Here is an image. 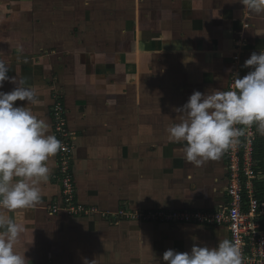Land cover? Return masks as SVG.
I'll return each mask as SVG.
<instances>
[{
  "label": "crops",
  "instance_id": "obj_1",
  "mask_svg": "<svg viewBox=\"0 0 264 264\" xmlns=\"http://www.w3.org/2000/svg\"><path fill=\"white\" fill-rule=\"evenodd\" d=\"M243 8L240 0H0V60L39 101L15 104L54 134L52 104L56 93L64 98L82 203L104 212L226 204L224 151L197 166L167 128L184 118L175 109L194 91L226 90L264 50V14ZM15 87L5 81L0 91ZM46 163L40 202L7 210L23 228L27 264H165L168 249L230 240L222 226L52 215L61 195L56 155ZM259 164L264 196V144Z\"/></svg>",
  "mask_w": 264,
  "mask_h": 264
},
{
  "label": "clouds",
  "instance_id": "obj_2",
  "mask_svg": "<svg viewBox=\"0 0 264 264\" xmlns=\"http://www.w3.org/2000/svg\"><path fill=\"white\" fill-rule=\"evenodd\" d=\"M240 3L243 12L264 14V0ZM244 67L251 70L243 77L237 75L229 90L194 91L175 109L184 118L167 132L171 141L183 142L187 161L199 166L218 159L244 134L236 125H256L264 135V50L253 52ZM9 70L0 60V89L5 81L16 84L10 92L0 91V264H27L26 251L19 244L23 228L7 210L31 208L40 202L39 184L50 175L46 162L62 145L31 108L16 106L18 100L33 106L39 101L33 90L9 77ZM162 259L165 264H243L240 248L227 238L216 247L193 245L190 252L168 249Z\"/></svg>",
  "mask_w": 264,
  "mask_h": 264
},
{
  "label": "built area",
  "instance_id": "obj_3",
  "mask_svg": "<svg viewBox=\"0 0 264 264\" xmlns=\"http://www.w3.org/2000/svg\"><path fill=\"white\" fill-rule=\"evenodd\" d=\"M251 69L239 70L236 76L243 77ZM55 102V100H54ZM53 131L61 142V149L56 154L58 163L57 179L61 183L60 199L49 206L52 215L61 212L87 217L96 209L80 203L77 194L72 162L75 146L74 131L68 122L64 103L53 104ZM243 128L244 134L235 145L224 150L227 168V202L222 207L212 210H133L127 205L112 213L119 220L132 219L141 222L158 221L167 223H196L206 226L226 227L233 241L241 250L243 264H264V196L258 186L262 176L257 159V127L252 125ZM95 213V214H96Z\"/></svg>",
  "mask_w": 264,
  "mask_h": 264
},
{
  "label": "rangeland",
  "instance_id": "obj_4",
  "mask_svg": "<svg viewBox=\"0 0 264 264\" xmlns=\"http://www.w3.org/2000/svg\"><path fill=\"white\" fill-rule=\"evenodd\" d=\"M231 81V79L229 80V83H228V85H227V87H226V90H229V88H230V86L232 85V82H230ZM62 102V103H64V105H65V101H64V98L60 95V94H58V93H56V95H55V102ZM54 102V103H55ZM53 103V104H54ZM53 104H52V109H53ZM65 108H66V106H65ZM51 109V113L53 112V110ZM66 111H67V108H66ZM68 114V113H67ZM68 122H69V117H68ZM70 126V125H69ZM72 130V129H71ZM76 133L74 132V137H75V139L73 140L74 142H73V144H74V146H75V148L74 149H76V143H75V141L77 140L76 139ZM259 137V136H258ZM259 139V138H258ZM74 159H75V154H74ZM72 170H73V173H74V160H73V162H72ZM74 178H75V176H74ZM75 183H76V179H75ZM76 190H78V188L76 187ZM78 194V193H77ZM80 203H82L81 201H80ZM85 205H87V204H85ZM91 207H93V209H96L98 212H97V215L98 216H100V217H106L107 219L108 218H111L112 217V213H114V212H104V211H102V210H100L98 207H96V205H90ZM116 212V211H115ZM65 213H67L68 214V212H65ZM96 212H93V213H91V215H93V214H95ZM70 216H73V217H80V216H75V215H71V214H69ZM89 215H87V217H88ZM80 218H84V217H80ZM114 218H116V217H114ZM116 220H119L118 218L116 219ZM186 224V223H185Z\"/></svg>",
  "mask_w": 264,
  "mask_h": 264
},
{
  "label": "trees",
  "instance_id": "obj_5",
  "mask_svg": "<svg viewBox=\"0 0 264 264\" xmlns=\"http://www.w3.org/2000/svg\"><path fill=\"white\" fill-rule=\"evenodd\" d=\"M263 144H264L263 140L257 139L256 148H257V159L258 160H259V158L263 157ZM258 151H259V153H258ZM261 163H262V161H261ZM261 196H263V194Z\"/></svg>",
  "mask_w": 264,
  "mask_h": 264
}]
</instances>
